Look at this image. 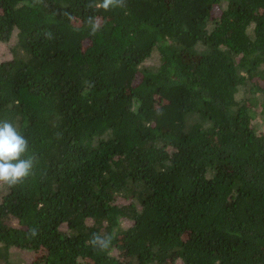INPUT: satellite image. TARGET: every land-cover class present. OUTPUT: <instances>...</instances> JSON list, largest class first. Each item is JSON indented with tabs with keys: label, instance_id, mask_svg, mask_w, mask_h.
<instances>
[{
	"label": "trees",
	"instance_id": "16d2710c",
	"mask_svg": "<svg viewBox=\"0 0 264 264\" xmlns=\"http://www.w3.org/2000/svg\"><path fill=\"white\" fill-rule=\"evenodd\" d=\"M100 4L0 0V264H264V0Z\"/></svg>",
	"mask_w": 264,
	"mask_h": 264
},
{
	"label": "clouds",
	"instance_id": "9594fccd",
	"mask_svg": "<svg viewBox=\"0 0 264 264\" xmlns=\"http://www.w3.org/2000/svg\"><path fill=\"white\" fill-rule=\"evenodd\" d=\"M99 6L108 10L119 5L117 0H102ZM94 19L96 18L89 17L88 21L92 24L93 32L99 27L98 23H93ZM28 147V140L11 122L0 121V182L15 185L31 174L35 157H26ZM112 239L113 235L94 233L89 243L103 251L109 248Z\"/></svg>",
	"mask_w": 264,
	"mask_h": 264
},
{
	"label": "rangeland",
	"instance_id": "374dc122",
	"mask_svg": "<svg viewBox=\"0 0 264 264\" xmlns=\"http://www.w3.org/2000/svg\"><path fill=\"white\" fill-rule=\"evenodd\" d=\"M217 13L220 12V10L216 11ZM17 44V34H14L11 42L9 43H1L0 42V58L1 59H9L12 57L13 53H12V49L15 47V45ZM159 57L158 55L155 53L152 55V58L149 59L147 62H146V66H149L151 68L157 66L159 64V61H158ZM243 91H241V94L239 95V98L243 97ZM258 122V121H257ZM257 130L259 132L263 131L264 130V126L258 122V128ZM3 182H0V185H2ZM1 196V195H0ZM119 203L121 202H125V200L123 199H119L118 201ZM16 221L15 220H11L10 221V225H16ZM123 226L126 228V227H129L130 226V222L129 221H125L123 223ZM62 230L63 231H66L67 230V226L64 225L62 227ZM9 260L10 262L13 264H33V253H23V252H20L18 249H14L12 248L10 251H9Z\"/></svg>",
	"mask_w": 264,
	"mask_h": 264
}]
</instances>
